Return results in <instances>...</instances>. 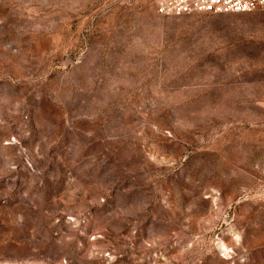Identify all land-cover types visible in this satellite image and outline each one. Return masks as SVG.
I'll return each mask as SVG.
<instances>
[{
    "label": "rangeland",
    "instance_id": "1",
    "mask_svg": "<svg viewBox=\"0 0 264 264\" xmlns=\"http://www.w3.org/2000/svg\"><path fill=\"white\" fill-rule=\"evenodd\" d=\"M0 264H264V10L0 0Z\"/></svg>",
    "mask_w": 264,
    "mask_h": 264
},
{
    "label": "built area",
    "instance_id": "2",
    "mask_svg": "<svg viewBox=\"0 0 264 264\" xmlns=\"http://www.w3.org/2000/svg\"><path fill=\"white\" fill-rule=\"evenodd\" d=\"M156 14L180 16L197 13H250L264 10V0H151Z\"/></svg>",
    "mask_w": 264,
    "mask_h": 264
}]
</instances>
